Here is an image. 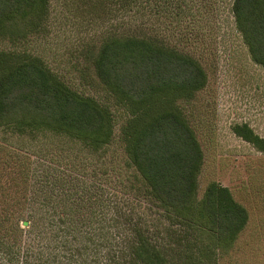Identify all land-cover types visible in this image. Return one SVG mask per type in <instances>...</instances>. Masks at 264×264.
I'll list each match as a JSON object with an SVG mask.
<instances>
[{
  "label": "trees",
  "instance_id": "trees-1",
  "mask_svg": "<svg viewBox=\"0 0 264 264\" xmlns=\"http://www.w3.org/2000/svg\"><path fill=\"white\" fill-rule=\"evenodd\" d=\"M177 1L65 0L87 22L122 17L81 54L83 83L104 92L103 103L29 52L48 32L51 1L0 0V131L65 139L84 152L60 157L76 170L53 157L35 168L29 154L11 152L0 169V264H218L234 245L247 210L218 182L197 196L204 154L182 103L208 75L161 34L182 16ZM232 13L251 59L264 67V0H233ZM111 105L126 115L119 141L134 170L126 198L116 170L95 166L114 139ZM234 133L264 154V138L249 126Z\"/></svg>",
  "mask_w": 264,
  "mask_h": 264
},
{
  "label": "rangeland",
  "instance_id": "rangeland-1",
  "mask_svg": "<svg viewBox=\"0 0 264 264\" xmlns=\"http://www.w3.org/2000/svg\"><path fill=\"white\" fill-rule=\"evenodd\" d=\"M50 1L48 32L28 43L29 52L43 58L74 89L105 103L104 92L83 83L82 78L88 77V73H85L81 54L90 42L100 40L102 34L112 31L122 17L118 18L119 21L87 22L76 15L73 6L65 5V0ZM177 3L176 6L182 12L180 20H168L166 25L162 24L165 27L161 34L169 44L199 60L208 75L206 87L192 101L182 103L204 154L197 196L201 199L208 185L218 182L230 189L235 199L248 208L251 220L247 231L237 247L219 253L218 264H255L245 253L243 242L256 236L258 238L260 233L264 243V154L238 137L234 128L247 125L264 138V67L251 59L236 28L232 13L233 0H178ZM139 17L138 21L136 17L132 20L139 23L142 21ZM130 26L134 27V24ZM111 106L114 112V139L103 157L104 165L95 163V166L116 170L114 178L124 189L120 195L127 192L126 198L132 196L127 178L134 172L126 166L119 141L126 115L118 112L114 105ZM82 149L79 144L48 135L29 141L0 131V162H3L0 169H5V160L15 150L14 154H29L35 168L53 157L61 168L76 170L77 165L73 164L72 158L69 163L60 157L70 150L71 156L79 153L84 156V152H80ZM82 166L79 170L87 173H91L94 168L92 164ZM256 257L261 264V246ZM101 262L102 259L99 264Z\"/></svg>",
  "mask_w": 264,
  "mask_h": 264
},
{
  "label": "crops",
  "instance_id": "crops-1",
  "mask_svg": "<svg viewBox=\"0 0 264 264\" xmlns=\"http://www.w3.org/2000/svg\"><path fill=\"white\" fill-rule=\"evenodd\" d=\"M230 190V189H229ZM231 191V190H230ZM233 194V193H232ZM234 196V195H233ZM235 198V197H234ZM237 201V200H236ZM238 202V201H237ZM239 203V202H238ZM241 204V203H240ZM246 210H247V213H248V221H247V224L246 226L244 227V229L240 232L237 240L235 241L234 245L231 247V249H229L228 251L230 250H233L235 247H237V244L239 242L240 239H242L244 233L247 231L248 229V226L250 224V220H251V215H250V211L248 210L247 207H245L243 204H241ZM262 237L263 235L261 236L260 233L258 234V238L257 236L253 239H248L246 241L243 242V246L245 248V253L247 254L248 258L251 260L252 263H255V264H259L257 262V257H256V253L258 252V249L259 247L261 246V264H264V243L262 244ZM227 252V251H226Z\"/></svg>",
  "mask_w": 264,
  "mask_h": 264
}]
</instances>
